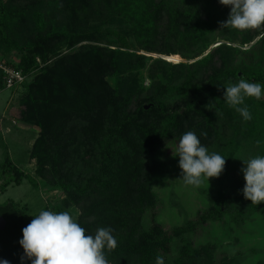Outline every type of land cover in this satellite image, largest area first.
<instances>
[{"label":"trees","instance_id":"1","mask_svg":"<svg viewBox=\"0 0 264 264\" xmlns=\"http://www.w3.org/2000/svg\"><path fill=\"white\" fill-rule=\"evenodd\" d=\"M229 12L219 0H0V39L20 53L14 67L30 79L16 118L38 130L29 152L33 175L63 194L60 207L43 211L76 209L89 235L111 227L118 247L107 254L110 264H155L158 254H171L174 239L232 208L217 201L167 231L156 221L152 186L163 166L160 149L177 146L185 132L208 150L221 142L229 112L223 87L241 77L264 85V31L220 30ZM103 27L117 29L127 47ZM176 55L180 63L163 59ZM258 109L264 112V101ZM27 178L6 152L0 195ZM248 204L253 212L264 207ZM147 211L153 215L145 228ZM28 213L13 200L0 203V260L31 264L21 261L19 244L33 219ZM199 258L185 242L171 264Z\"/></svg>","mask_w":264,"mask_h":264},{"label":"rangeland","instance_id":"2","mask_svg":"<svg viewBox=\"0 0 264 264\" xmlns=\"http://www.w3.org/2000/svg\"><path fill=\"white\" fill-rule=\"evenodd\" d=\"M102 30L119 45L127 47L124 37L117 29L103 27ZM255 31L257 30H251ZM62 49L67 51L66 47ZM151 56L161 58L156 54ZM168 57L175 58L173 63L181 62L177 55ZM163 59L170 61L167 56ZM19 61L20 53L17 50L7 51L6 45L0 39V63L16 66ZM145 85L148 86V81ZM23 90L22 86L16 90L6 89L0 80V123L10 129V133H0V164L8 152L12 162L28 175L21 186L8 187L0 195V203L13 200L20 205H26L29 208L27 218H31L46 206L60 207L63 194L33 175L34 167L29 152L38 132L34 127L22 125L16 118ZM260 101H264V97L259 100L245 99L252 114L250 121L243 120L239 113L226 104L229 112L221 121L222 140L209 149L210 153L215 152L225 157L226 165L219 178H210L209 185L207 181L200 187L185 185L180 179L179 157L172 155L176 144L170 143L160 149L158 157L163 166L152 186L159 201L155 210L156 221L167 231L196 219L199 212L214 206L217 201H223L232 207L221 219L186 234L182 240L174 239L171 254L163 256L165 264L173 262L185 242H191L198 250L199 264H264V207L261 211L253 212L248 204L249 200L244 201L242 189L245 181L241 171L244 167L242 160L264 156V112L258 109ZM33 180L36 185L32 183ZM62 211H69L77 220L76 209ZM152 215L153 211L146 212L143 220L145 228L150 226Z\"/></svg>","mask_w":264,"mask_h":264},{"label":"clouds","instance_id":"3","mask_svg":"<svg viewBox=\"0 0 264 264\" xmlns=\"http://www.w3.org/2000/svg\"><path fill=\"white\" fill-rule=\"evenodd\" d=\"M219 3L230 7L227 20L219 22L220 30L264 31V0H219ZM223 88V99L228 107L239 113L243 120L250 121L252 114L245 99L264 97V85L250 83L241 77L238 83ZM201 135L206 137L207 133ZM172 155L179 157L180 179L185 185L195 187L205 181L209 185L210 178H219L226 165V158L210 153L194 131H187L180 137ZM242 162L243 196L251 204L259 205L264 202V156ZM32 217L22 229L23 236L19 241L24 250L22 262L27 259L31 264H110L107 254L118 247L111 227H100L94 235H89L69 211L42 210ZM0 264H9V261L0 260ZM155 264H165L164 258L158 254Z\"/></svg>","mask_w":264,"mask_h":264},{"label":"built area","instance_id":"4","mask_svg":"<svg viewBox=\"0 0 264 264\" xmlns=\"http://www.w3.org/2000/svg\"><path fill=\"white\" fill-rule=\"evenodd\" d=\"M172 62V61H169ZM0 73L6 89L16 90L27 82V77L16 67L0 63Z\"/></svg>","mask_w":264,"mask_h":264},{"label":"crops","instance_id":"5","mask_svg":"<svg viewBox=\"0 0 264 264\" xmlns=\"http://www.w3.org/2000/svg\"><path fill=\"white\" fill-rule=\"evenodd\" d=\"M23 125V124H22ZM25 126V125H24ZM29 127V126H27ZM6 128V129H5ZM2 132H7V133H10V129L9 127H7V125L3 124V123H0V133ZM38 132V130H37ZM38 134V133H37Z\"/></svg>","mask_w":264,"mask_h":264},{"label":"water","instance_id":"6","mask_svg":"<svg viewBox=\"0 0 264 264\" xmlns=\"http://www.w3.org/2000/svg\"><path fill=\"white\" fill-rule=\"evenodd\" d=\"M6 227L5 220L0 216V230H4Z\"/></svg>","mask_w":264,"mask_h":264}]
</instances>
